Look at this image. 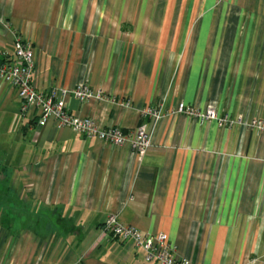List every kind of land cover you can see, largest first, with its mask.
<instances>
[{
	"label": "crops",
	"instance_id": "0c3cea01",
	"mask_svg": "<svg viewBox=\"0 0 264 264\" xmlns=\"http://www.w3.org/2000/svg\"><path fill=\"white\" fill-rule=\"evenodd\" d=\"M16 35L39 91L67 89L103 127L145 125L151 146L40 127L0 76V264H158L104 232L110 214L191 264H264V0H0V63ZM80 83L103 99L79 101Z\"/></svg>",
	"mask_w": 264,
	"mask_h": 264
},
{
	"label": "built area",
	"instance_id": "2783aa9c",
	"mask_svg": "<svg viewBox=\"0 0 264 264\" xmlns=\"http://www.w3.org/2000/svg\"><path fill=\"white\" fill-rule=\"evenodd\" d=\"M13 55L4 51V62L0 63V76L14 86L22 100V111L25 112L31 106L38 109L40 127L47 124L53 118L59 127L68 126L87 138H98L113 146L129 144L135 151L145 154L151 146V139L145 125H139L131 132H125L121 127L101 126L96 119L74 115L68 108L66 96L68 90L54 88L49 92L39 91L33 84V73L36 66L35 52L30 40L19 35L13 41ZM73 95L84 102L92 97L103 99L100 90H94L86 83L78 84L72 91ZM178 112H186L201 117L203 120H218L221 124L231 122L227 116L220 115L215 108L209 107L205 111H197L184 103H180L176 109ZM143 115L160 117V111L155 106H149L143 110ZM253 126L262 127L258 120ZM104 232L122 242H131L134 247L141 250L147 261L158 264H191L186 258L176 255L175 246L164 232L147 233L137 227L122 222L116 214H110L103 226Z\"/></svg>",
	"mask_w": 264,
	"mask_h": 264
},
{
	"label": "rangeland",
	"instance_id": "374dc122",
	"mask_svg": "<svg viewBox=\"0 0 264 264\" xmlns=\"http://www.w3.org/2000/svg\"><path fill=\"white\" fill-rule=\"evenodd\" d=\"M193 108V107H192ZM194 109V108H193ZM194 110H197V109H194Z\"/></svg>",
	"mask_w": 264,
	"mask_h": 264
}]
</instances>
